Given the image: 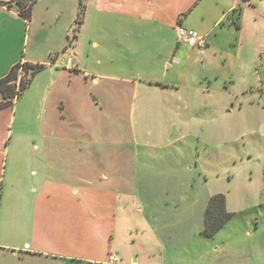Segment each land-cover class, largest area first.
I'll return each instance as SVG.
<instances>
[{"label":"crops","instance_id":"obj_1","mask_svg":"<svg viewBox=\"0 0 264 264\" xmlns=\"http://www.w3.org/2000/svg\"><path fill=\"white\" fill-rule=\"evenodd\" d=\"M16 1L0 0V79L43 65L47 90L37 123L29 96L20 122L23 94L0 108V264H264L263 222L248 241L230 217L202 233L214 195L232 214L207 181L264 140V0H36L29 20ZM178 25L206 44L177 43Z\"/></svg>","mask_w":264,"mask_h":264},{"label":"rangeland","instance_id":"obj_2","mask_svg":"<svg viewBox=\"0 0 264 264\" xmlns=\"http://www.w3.org/2000/svg\"><path fill=\"white\" fill-rule=\"evenodd\" d=\"M40 5V4H39ZM40 17V16H39ZM72 33V32H71ZM69 43V42H67ZM67 53H62V57H65ZM31 77V78H30ZM30 78V82L28 86L19 94V96L15 97L13 101L16 103L17 98L23 94V98L19 99V102H17V122H20V117L22 114L20 113V110L24 106V99H28L29 96L32 100L33 109L31 111V117L28 119L32 123H37L38 119L43 116V111L40 108L38 109V100L46 93L45 88V79H44V67L36 71L32 76L28 75V79ZM17 80H12L11 83L6 86L8 87L6 91L11 92L13 89L18 88L21 83L14 82ZM27 90V91H26ZM25 92V94H24ZM51 100V106L55 107V113L54 117L57 119V122L63 124L68 123L67 117H64V109L62 106L63 100L59 99V94H54L50 96L49 101ZM11 105V104H9ZM7 105V106H9ZM46 105V102H45ZM15 106V105H14ZM4 108V107H2ZM22 121V120H21ZM261 121V119H260ZM255 127L259 130V132H264V127L260 125H255ZM254 128L253 125L247 123V122H241L239 126V131L237 132V145L243 146L244 143H247L252 136L249 135V131ZM98 130L94 129L93 134L94 136H98ZM253 139L256 141L250 145L251 153H245L246 148L241 147V150L244 152L243 157L241 155H238V163H237V171L235 170L236 166H233L234 174L229 179L228 176H224L223 178L218 177L215 181L208 180L207 186L212 191H222V193L227 197L228 199V206H229V213L231 211L232 214H230V219L232 220V225H234L235 222L239 223L241 222L243 225L249 224L250 227L248 229H245L243 227L239 228H232L233 231L237 232L239 231L240 239L245 238L244 240L248 239L247 236V230H251V228L254 226V222L257 220L264 223V194L261 191V188L263 186V178L264 175V140L258 136V134L253 135ZM90 150L89 148H84V151ZM247 154V155H246ZM104 154L102 151H98L95 154V157H99V161L101 162ZM113 156V155H112ZM111 156L103 161V164H107L110 160ZM264 226V225H263ZM132 232L135 233V229H132ZM161 232H164V229L161 230ZM264 232V227H263ZM173 235L176 233L175 231L171 232ZM246 233V235H245ZM144 235V238L149 237V231L146 229H138V238H140V235ZM153 235V234H152ZM158 235H161V233L158 232ZM154 237V236H151ZM248 241V240H246ZM262 243H256L254 246L252 245V248L254 249V252H262L264 253ZM150 246V244H148ZM250 248V249H252ZM155 250V248H154ZM156 251V250H155ZM118 262V261H117ZM117 262L111 263L116 264ZM54 264V262L52 263Z\"/></svg>","mask_w":264,"mask_h":264},{"label":"trees","instance_id":"obj_3","mask_svg":"<svg viewBox=\"0 0 264 264\" xmlns=\"http://www.w3.org/2000/svg\"><path fill=\"white\" fill-rule=\"evenodd\" d=\"M36 0H17L16 3L19 7L20 14H22L27 20L31 17V7ZM83 2L80 1L79 13L76 19V25L78 26L81 23L83 16ZM21 67V68H20ZM43 65H30L24 63L23 65H17V67L10 71V73L0 79V108L5 107L9 104H12L13 99L28 86L30 78L28 75H33L36 71L41 69ZM12 80H17L14 82L21 83L18 88L13 89L11 92L6 91ZM230 217L225 211V200L224 196L221 194L214 195L206 208L205 212V223L202 229V233L206 236L213 235L222 224Z\"/></svg>","mask_w":264,"mask_h":264},{"label":"built area","instance_id":"obj_4","mask_svg":"<svg viewBox=\"0 0 264 264\" xmlns=\"http://www.w3.org/2000/svg\"><path fill=\"white\" fill-rule=\"evenodd\" d=\"M176 42L183 43L191 47H203L206 44L205 36L201 35L196 30L184 28L181 25L176 27ZM20 65H23L20 64ZM64 68L68 70L76 69L70 59H67L64 63ZM118 261V257L114 254H110L107 259V263H114Z\"/></svg>","mask_w":264,"mask_h":264}]
</instances>
